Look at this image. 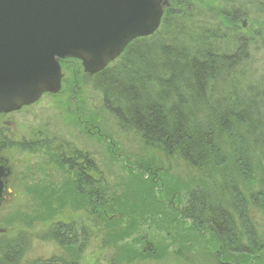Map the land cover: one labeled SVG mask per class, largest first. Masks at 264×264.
Instances as JSON below:
<instances>
[{"label":"trees","instance_id":"obj_1","mask_svg":"<svg viewBox=\"0 0 264 264\" xmlns=\"http://www.w3.org/2000/svg\"><path fill=\"white\" fill-rule=\"evenodd\" d=\"M169 1L156 32L133 39L107 67L85 75L102 91L104 108L121 126L206 177L205 186L187 187L179 206L159 195L155 186L151 192L156 200L173 202L172 217L184 229L183 240L210 233V259L199 264H264V236L252 215L255 210L264 217V65L259 71V66L248 67L257 59L253 50L264 51L259 39L264 34H240L241 18L256 17L246 9L247 2ZM77 60L72 58L70 66ZM82 157L80 166L71 167L76 168V193L101 221L121 220L111 211L125 212L124 204L111 209L110 185L101 184L103 175L94 160ZM90 167L97 170L96 180ZM139 194V210L130 215L136 219L152 213L156 203L145 191ZM77 222L58 221L49 228L45 239L66 251L52 264H70L63 255L79 259L86 251L90 235ZM27 239L22 235L0 242V264H20L31 245ZM154 252L150 241L143 254ZM184 258L191 261L189 255ZM111 264L119 263L113 259Z\"/></svg>","mask_w":264,"mask_h":264},{"label":"rangeland","instance_id":"obj_2","mask_svg":"<svg viewBox=\"0 0 264 264\" xmlns=\"http://www.w3.org/2000/svg\"><path fill=\"white\" fill-rule=\"evenodd\" d=\"M237 1L240 2L235 5L247 2L246 9L256 16L241 18L240 34L258 31L263 36L264 0ZM263 37H258L262 43ZM236 48L234 46V51ZM253 52L257 59L249 62L248 67L259 66V71L264 65V51ZM72 62L61 63L65 71L61 91L45 93L37 102L14 112L12 118L16 128L6 125V118L0 119V137L7 136L0 154L11 168L8 175L2 176L3 180L8 177V185L0 205V242L7 237L27 236L30 238L27 243L31 241V245L20 264H52L66 251L55 241L45 239L49 228L58 221L77 220L78 229L81 225L87 228L89 244L79 259L67 253L63 255L70 264H111L113 259L119 264L207 263L210 259L208 251L212 250L210 233L183 240L184 229L172 217L175 214L173 202L163 203L151 197L155 186L159 195L175 200L179 206L184 201L187 187L206 184V177L178 157L167 156L159 149L145 145L132 129L121 126L104 108L103 93L86 77L88 73L81 62L77 60L70 66ZM75 151L89 154L87 158L99 167L103 175L101 184L110 185L111 209L114 210L115 203L117 206L124 204L125 212L111 211L114 218L121 220L106 224L92 214L88 200L76 193L73 185H77V176L64 163L66 157L72 163L82 162ZM241 186L249 190L245 185ZM258 186L252 185L253 189ZM163 187L165 193H159ZM140 190L156 203L152 213H140L136 219L130 215L139 210ZM173 190L177 191L174 193ZM166 191L171 194L167 195ZM252 215L264 236V217L255 210ZM150 241L155 252L143 254ZM193 245L207 253L202 255L194 251ZM181 250L180 254L176 253ZM186 255L191 261L184 258Z\"/></svg>","mask_w":264,"mask_h":264},{"label":"water","instance_id":"obj_3","mask_svg":"<svg viewBox=\"0 0 264 264\" xmlns=\"http://www.w3.org/2000/svg\"><path fill=\"white\" fill-rule=\"evenodd\" d=\"M169 0H0V112L63 85L61 60L97 73L135 38L158 30ZM11 168L0 164V205Z\"/></svg>","mask_w":264,"mask_h":264},{"label":"flooded vegetation","instance_id":"obj_4","mask_svg":"<svg viewBox=\"0 0 264 264\" xmlns=\"http://www.w3.org/2000/svg\"><path fill=\"white\" fill-rule=\"evenodd\" d=\"M245 22V21H244ZM72 60V58L71 57H67V58H64V59H62L61 60V63H64V62H70ZM81 62V61H80ZM61 90H62V88H61ZM60 90V91H61ZM59 92V91H58ZM45 93H49V92H45ZM44 93V94H45ZM51 93H53V92H51ZM57 93V92H56ZM43 96V95H42ZM41 96V97H42ZM40 97V98H41ZM39 98V99H40ZM38 99V100H39ZM37 100V101H38ZM37 101H35V102H37ZM34 103V102H33ZM32 104V103H31ZM28 105H30V104H28ZM24 106H26V105H24ZM24 106H22L21 108H23ZM21 108H19V109H17V110H12V111H8V112H0V119H2V118H6V119H4V123L6 124V125H12V127H14V128H16V126H17V124H16V122L14 121V119L12 118V115L14 114V112H16V111H19ZM6 138H7V136L6 135H4V136H2V137H0V151L2 150V148L4 147V145H5V143H6ZM1 153V152H0ZM75 153H76V156L78 157V158H80L81 160L80 161H82V162H79V163H72V161H70L69 160V158L68 157H66V158H64L65 160H64V162H65V164L68 166V167H72V166H75V165H79L80 166V164L81 163H83L84 162V158L82 157L83 155L84 156H88L89 154H85V153H82V152H80V151H75ZM82 155V156H81ZM76 157V158H77ZM92 160V159H91ZM72 163V164H71ZM0 164H3V165H5V166H9L10 167V164L4 159V157H2L1 156V154H0ZM96 164V163H95ZM97 166V165H96ZM69 169H71V168H69ZM71 170H74V172H75V174H76V168H73V169H71ZM93 171L95 172V174H92L93 173ZM89 174L92 176V178L94 179V180H96L97 179V171H96V169L94 168V169H92V167H90L89 168ZM76 180H77V178H76ZM4 183H5V185H8V177H5L4 178ZM94 185V184H93Z\"/></svg>","mask_w":264,"mask_h":264},{"label":"bare ground","instance_id":"obj_5","mask_svg":"<svg viewBox=\"0 0 264 264\" xmlns=\"http://www.w3.org/2000/svg\"><path fill=\"white\" fill-rule=\"evenodd\" d=\"M169 3H170V1H169ZM166 6H167V5H166ZM64 81H65V80H63V83H64ZM91 125H92V124H91Z\"/></svg>","mask_w":264,"mask_h":264}]
</instances>
